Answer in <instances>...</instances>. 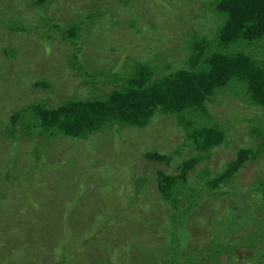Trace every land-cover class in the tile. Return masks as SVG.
Returning <instances> with one entry per match:
<instances>
[{
  "label": "rangeland",
  "instance_id": "374dc122",
  "mask_svg": "<svg viewBox=\"0 0 264 264\" xmlns=\"http://www.w3.org/2000/svg\"><path fill=\"white\" fill-rule=\"evenodd\" d=\"M94 1L59 0L57 6V1L54 6L44 3L47 4L44 8V4L37 3V0H0L2 16L17 26L34 28L25 32L14 31L3 44L0 36V79H4V70L11 74L9 83L0 80V203L3 206L0 215V245L3 244L0 247V264H49L54 256L64 255L66 251L50 245L49 240L64 241L69 228L82 234V238L84 233L93 236V230L98 227L104 228L106 233L101 231L95 235L98 236L96 247L78 250L64 264H91L100 256L114 264L112 255L124 250L128 252L124 257L128 264H136L140 257H155L154 264H165L169 258L173 226L168 223L167 215L171 207L163 204L165 201L157 188V172L177 173L178 163L191 151V140L184 141V132L175 119L159 116L144 129H121L117 138L106 133L95 134L88 139L60 136L44 142V145L37 143L36 134L30 139L25 136L22 121L15 126L14 137L7 130L14 127L11 115L29 103L46 98L49 106L53 107L69 96L63 91V84L55 93L34 85L54 70L59 73L56 64L61 70L66 65L63 57L67 51L59 34L52 33L51 39L45 37L48 27L44 24V16H48L50 21L55 18L63 22L89 11ZM98 1L108 19L87 20L81 43L84 44L83 58L99 70L126 71L133 60L155 58L160 48L167 53L168 50L174 51L164 57L170 55L175 61L183 62L187 59L183 36L198 33L201 37L214 38L219 25L218 17L209 8L210 0ZM183 16L185 22L176 21ZM173 23L177 24L178 32L172 27ZM44 42L48 48L39 49L38 44ZM5 43L18 51L17 58L3 56ZM28 72L35 73L34 78L31 75L23 80ZM111 87L105 85L103 89ZM103 89L98 91L103 92ZM221 98V104L213 102L215 104L209 103L208 107L215 119L227 128L230 143L213 150V159L202 165L208 164L212 174L235 159L238 148H257L262 143L252 137L251 129L264 132V109L251 105L244 95ZM179 145L182 146L181 152L175 153ZM147 150L169 154L172 160L170 163L150 160L145 156ZM39 153L42 155L40 161L36 159ZM259 155L256 161L245 162L233 179L230 190L208 196L196 212L186 217L182 232L187 238L186 247H191V242L208 238V233H211L209 238L216 240L218 235L228 230L233 232L232 239L236 243L243 239L252 221L263 224L260 221L264 189L260 184L264 181V147ZM10 158L15 159L12 162ZM33 159L38 164L37 172L36 169L30 172ZM41 160H44L42 165ZM198 171L196 167L190 172L189 185L198 183L197 187L201 188L205 181L198 176ZM139 192L141 195L138 197ZM138 198L134 206L131 201ZM8 205L10 210L5 209ZM69 219L72 227H67ZM12 226L19 228L13 232ZM57 226L59 231L53 232ZM29 227L32 232H28ZM178 236L182 237L181 232ZM5 240L16 246V251L5 245ZM78 241H70L73 250L81 243ZM140 241L145 245L141 250ZM241 248L238 252L242 257L237 259L238 262L250 263L254 253L249 252L246 245ZM230 255L227 252L222 257V264L232 263Z\"/></svg>",
  "mask_w": 264,
  "mask_h": 264
},
{
  "label": "trees",
  "instance_id": "16d2710c",
  "mask_svg": "<svg viewBox=\"0 0 264 264\" xmlns=\"http://www.w3.org/2000/svg\"><path fill=\"white\" fill-rule=\"evenodd\" d=\"M37 3H48L52 6L60 4L59 0H37ZM94 3L89 11L81 12L76 18L72 17L63 22L55 18L50 21L48 16H44V24L48 27V34L45 37L51 39L52 33L59 34L67 51L63 57L66 65L61 70L56 64L59 73L54 70L52 74L50 73L51 76L45 75L46 78L36 81L34 85L55 93L63 84L65 85L63 91L69 96L53 107L49 106L48 99L41 98L15 111L10 117L14 127L7 129L12 133L9 135L15 136V126L22 121L21 128L25 136L30 139L36 134L39 139L37 143L42 144L60 136L88 139L92 135L106 133L117 138L121 129H144L159 116L169 120L175 119L184 132L186 138L184 141L191 140V151L178 163L177 173L169 174L164 170L157 172V188L165 201L163 204L167 203L171 207L167 220L173 226L169 238L172 251L170 250L165 264H222L221 259L227 252L231 254L232 259V263L228 261V264H240L238 260L242 254L238 250L242 249L243 245H246L249 252L254 253L248 264H264V202L260 221L263 224L252 221L254 218L252 216L251 226L246 229L243 239L236 243V240L232 239L233 232L228 230L223 235L215 234L218 237L216 240L209 238L211 233L207 232L208 238L191 242V247H186L187 238L182 233L186 217L196 212L201 202L208 196L216 193L221 195L230 190L233 179L245 162L256 161L263 150L264 132L257 128L251 129V134H254L252 137L262 141L257 148L247 146L238 148L236 158L231 159L221 170L213 174L208 164L202 166L206 161L213 159V150L230 143L226 135L227 128L215 119L208 107L209 103L221 104V97L232 99L244 95L251 105L264 109V0H210L209 8L219 19L214 38L201 37L198 33L183 36V49L187 53L185 61H175L176 59L170 55L164 57L174 51L168 50L167 53L160 48L152 60H133L126 71L122 72L99 70L82 56L84 44L81 43V39L87 20L94 22L97 19H108L101 2L95 0ZM43 7H47V4ZM176 21L185 22V17H179ZM171 25L178 29L176 23ZM6 28L7 31L4 30ZM29 29L34 28L17 26L0 14V36L3 41L1 44L5 42L7 36L12 37L14 31L25 32ZM42 47L48 48L47 43L38 44L39 49ZM2 53L7 59L19 56L18 51L6 43ZM28 73L24 75L23 80L31 75L34 78L35 73ZM10 75L9 71L4 70V79L0 80L9 83ZM105 85L112 87L104 90ZM101 89L103 92L98 91ZM83 93L86 96H83ZM218 96L220 99H217ZM186 145L189 146V143ZM181 149L182 146L179 145L175 153H180ZM145 156L161 163H170L172 160L171 155L157 150H147ZM41 158L42 155L39 153L36 159L40 161ZM14 159L10 158L12 162ZM33 161L30 172L35 169L37 172L38 164L35 159ZM43 163L44 160H41V165ZM196 167L199 168L198 176L205 181L201 188L197 187L198 183L189 185V174ZM263 182L260 184L262 189ZM140 195L139 192L138 197ZM137 201L139 198L132 200L131 203L135 206ZM129 205L131 206L130 203ZM5 209L10 210V206H6ZM2 210L3 206L0 203V215L3 213ZM229 212L234 216L233 212ZM71 221L69 219L67 227H72ZM12 227L13 232L19 228ZM99 228L93 230V236L84 233L83 238L82 234L69 228L65 232L64 241L49 240L50 245H57L60 249L66 250L64 255L54 256L49 264L67 263L78 250L88 246L96 247L98 236L95 235H99L101 231L103 234L106 233L104 228ZM55 231H59V226L53 232ZM28 232H32L30 227ZM178 232H181L182 237L179 238ZM72 239H79L78 242H81L74 250L70 247ZM4 243L16 251V246H12L10 241L5 240ZM142 244L143 241L138 244L140 250L145 247ZM0 247L2 248L3 244ZM126 253L128 252L124 250L117 255L113 254L114 264H128L124 260ZM153 254L155 255V252ZM161 255H164V252ZM234 258L238 260L235 261ZM155 259L140 257L136 264L149 262L154 264ZM91 264L112 263L100 256Z\"/></svg>",
  "mask_w": 264,
  "mask_h": 264
},
{
  "label": "clouds",
  "instance_id": "9594fccd",
  "mask_svg": "<svg viewBox=\"0 0 264 264\" xmlns=\"http://www.w3.org/2000/svg\"><path fill=\"white\" fill-rule=\"evenodd\" d=\"M0 198H1V195H0Z\"/></svg>",
  "mask_w": 264,
  "mask_h": 264
},
{
  "label": "bare ground",
  "instance_id": "6f19581e",
  "mask_svg": "<svg viewBox=\"0 0 264 264\" xmlns=\"http://www.w3.org/2000/svg\"><path fill=\"white\" fill-rule=\"evenodd\" d=\"M15 173V172H14Z\"/></svg>",
  "mask_w": 264,
  "mask_h": 264
}]
</instances>
